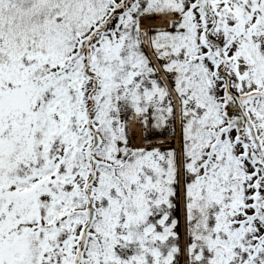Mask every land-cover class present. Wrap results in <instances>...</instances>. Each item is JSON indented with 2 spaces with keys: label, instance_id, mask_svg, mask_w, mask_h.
Returning a JSON list of instances; mask_svg holds the SVG:
<instances>
[{
  "label": "snow or ice",
  "instance_id": "obj_1",
  "mask_svg": "<svg viewBox=\"0 0 264 264\" xmlns=\"http://www.w3.org/2000/svg\"><path fill=\"white\" fill-rule=\"evenodd\" d=\"M0 264H264V0H0Z\"/></svg>",
  "mask_w": 264,
  "mask_h": 264
},
{
  "label": "bare ground",
  "instance_id": "obj_2",
  "mask_svg": "<svg viewBox=\"0 0 264 264\" xmlns=\"http://www.w3.org/2000/svg\"><path fill=\"white\" fill-rule=\"evenodd\" d=\"M138 131V130H137Z\"/></svg>",
  "mask_w": 264,
  "mask_h": 264
}]
</instances>
